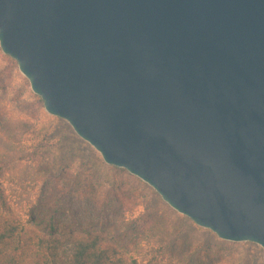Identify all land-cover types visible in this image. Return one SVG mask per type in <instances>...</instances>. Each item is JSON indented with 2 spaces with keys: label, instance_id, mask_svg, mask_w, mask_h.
Returning a JSON list of instances; mask_svg holds the SVG:
<instances>
[{
  "label": "water",
  "instance_id": "1",
  "mask_svg": "<svg viewBox=\"0 0 264 264\" xmlns=\"http://www.w3.org/2000/svg\"><path fill=\"white\" fill-rule=\"evenodd\" d=\"M0 50L106 165L264 249V0H0Z\"/></svg>",
  "mask_w": 264,
  "mask_h": 264
},
{
  "label": "rangeland",
  "instance_id": "2",
  "mask_svg": "<svg viewBox=\"0 0 264 264\" xmlns=\"http://www.w3.org/2000/svg\"><path fill=\"white\" fill-rule=\"evenodd\" d=\"M0 118L34 129L22 137V143L26 147L42 144L38 171L62 192V205H45L43 198L49 192L41 196L42 179L24 192L11 175L4 183L8 198L12 205L15 200L21 202L18 212L26 219L31 215L40 222L50 215H66L69 204L82 201L85 195L93 197L95 204L108 196L120 208L96 218L87 228L103 234L106 244L120 248L127 264H264V249L252 243L219 240L171 209L136 177L106 165L66 121L44 111L43 102L32 93L17 64L1 50ZM81 207L71 206V210L81 216Z\"/></svg>",
  "mask_w": 264,
  "mask_h": 264
},
{
  "label": "trees",
  "instance_id": "3",
  "mask_svg": "<svg viewBox=\"0 0 264 264\" xmlns=\"http://www.w3.org/2000/svg\"><path fill=\"white\" fill-rule=\"evenodd\" d=\"M32 130L0 118V264H127L120 248L106 244L103 234L87 228L96 223V218L120 208L108 196L101 204H95L93 197L85 195L82 201L69 204L68 214L50 215L40 222L31 215L26 219L18 212L19 200L11 204L4 185L11 175L24 192L31 183L38 185L42 179L41 196L49 192L43 198L45 205L56 207L64 203L59 198L61 189L52 186L48 178H43L44 173L38 171L42 144L26 147L22 143V137ZM81 205L84 209L81 216L72 212L71 206L77 209Z\"/></svg>",
  "mask_w": 264,
  "mask_h": 264
}]
</instances>
